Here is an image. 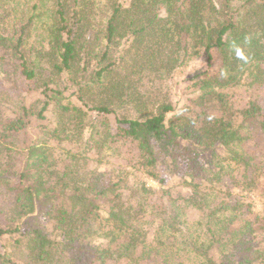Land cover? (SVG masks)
Masks as SVG:
<instances>
[{
	"label": "trees",
	"instance_id": "16d2710c",
	"mask_svg": "<svg viewBox=\"0 0 264 264\" xmlns=\"http://www.w3.org/2000/svg\"><path fill=\"white\" fill-rule=\"evenodd\" d=\"M101 8L0 0V264H264V0Z\"/></svg>",
	"mask_w": 264,
	"mask_h": 264
},
{
	"label": "rangeland",
	"instance_id": "374dc122",
	"mask_svg": "<svg viewBox=\"0 0 264 264\" xmlns=\"http://www.w3.org/2000/svg\"><path fill=\"white\" fill-rule=\"evenodd\" d=\"M94 2V5L96 7L97 10H100L102 11L103 9L101 8L103 6V0H92ZM205 67V64L203 63L202 64V61L200 62H194L193 64H190L189 68H188V72H194L196 69L198 68H204ZM175 83V82H172V84ZM261 104H263L264 106V97L261 99ZM260 147L259 145H253V144H249L248 146H243V149L244 150H247V151H254V152H257L260 150ZM113 158H116V157H113ZM118 159H121V158H118ZM144 182L147 184V186L157 190L159 188V185L157 182H154L152 181L151 179H148V178H144L143 179ZM176 183V180L175 179H172L170 181V184H174ZM248 200L251 202L252 204V210L259 214V215H263L264 216V198L261 197L259 195V193H251L248 195Z\"/></svg>",
	"mask_w": 264,
	"mask_h": 264
},
{
	"label": "clouds",
	"instance_id": "9594fccd",
	"mask_svg": "<svg viewBox=\"0 0 264 264\" xmlns=\"http://www.w3.org/2000/svg\"><path fill=\"white\" fill-rule=\"evenodd\" d=\"M237 56L244 58L242 52L239 49H237Z\"/></svg>",
	"mask_w": 264,
	"mask_h": 264
}]
</instances>
